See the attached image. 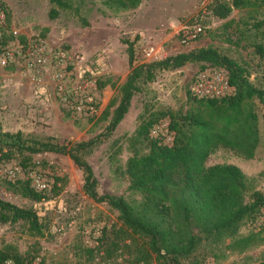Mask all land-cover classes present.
<instances>
[{
  "label": "rangeland",
  "instance_id": "obj_1",
  "mask_svg": "<svg viewBox=\"0 0 264 264\" xmlns=\"http://www.w3.org/2000/svg\"><path fill=\"white\" fill-rule=\"evenodd\" d=\"M68 1L72 8L52 17L54 6L48 0H0L1 51L21 47L25 55L27 48L43 41L51 53L66 54L65 63L59 68L53 63L42 76L27 71L23 56L0 66V135H18L25 144L49 143L67 149L96 138L109 125L128 74L144 62V52L150 47L159 51L157 59L212 47L245 67L254 85L264 87V56L258 52V46L264 48V6L233 9L225 19L208 11L200 18L203 34L183 44L180 30L197 15V0H141L127 10L109 7L105 0ZM131 43L133 62L128 54ZM209 66L199 63L160 71L153 81L140 85L116 129L84 157L99 194L142 202V194L128 190L124 174L129 158L149 151L146 140H136L137 130L161 112L186 114L194 108L190 87L196 74ZM255 112L259 142L254 156L247 158L220 147L209 155L205 166L237 167L245 178L247 196L253 192L264 196V111L257 101ZM168 125V117L160 119L149 138L169 144ZM38 183L45 188L40 189ZM83 183L82 170L68 154L29 153L0 141V199L31 209L45 226L44 236L38 238L21 221L0 223V249L14 247L31 260L29 264H127L121 250L107 259L99 241L103 231L122 227L118 213L94 202L84 193ZM22 184L42 199L23 197L18 192ZM263 213L264 207L256 218L243 221L231 238L202 242L183 264H263L264 230L258 227ZM123 237L125 243L130 242L129 232Z\"/></svg>",
  "mask_w": 264,
  "mask_h": 264
},
{
  "label": "trees",
  "instance_id": "obj_2",
  "mask_svg": "<svg viewBox=\"0 0 264 264\" xmlns=\"http://www.w3.org/2000/svg\"><path fill=\"white\" fill-rule=\"evenodd\" d=\"M141 0H105L117 10L136 8ZM54 6L52 17L59 11L72 8L68 0H48ZM260 8L264 0H232L211 4L209 11L218 19H225L233 9ZM1 51V50H0ZM264 56V48L258 46ZM129 61L135 53L128 44ZM205 63L227 72L233 93L221 99L194 98L195 107L186 114L161 112L143 122L136 140L147 141L149 151L134 155L125 164L128 190L144 196L135 204L122 196L99 194L91 166L84 160L103 139L110 136L123 119L140 85L154 80L157 72L172 71L186 65ZM264 111V87L250 81L248 70L212 47L177 53L164 59L140 63L132 68L120 88V99L105 132L94 139L74 143L69 149L49 143L25 144L18 135H0V141L29 153L59 152L68 154L84 174L83 191L94 202L105 204L118 213L121 228L103 231L99 241L107 259L121 250L127 264H183L193 256L202 242H218L236 235L243 221L256 218L264 207V196L248 188L241 171L232 165L206 167L209 155L217 148L235 150L247 158L254 156L259 135L255 102ZM168 117L172 140L164 144L149 138L157 122ZM264 120V112L262 115ZM18 192L25 198L40 201L42 196L28 184ZM23 222L28 233L41 238L45 226L31 209H24L0 199V223ZM129 232V243L123 235ZM135 238L142 239L138 243ZM29 264L12 246L0 249V264ZM264 264V263H263Z\"/></svg>",
  "mask_w": 264,
  "mask_h": 264
},
{
  "label": "built area",
  "instance_id": "obj_3",
  "mask_svg": "<svg viewBox=\"0 0 264 264\" xmlns=\"http://www.w3.org/2000/svg\"><path fill=\"white\" fill-rule=\"evenodd\" d=\"M198 1V13L195 16L192 23L183 27L181 31V42L188 44L199 38L204 32V26L200 23V18L203 14L209 11L211 4L216 2H231L232 0H197ZM190 25V26H189ZM159 51L150 47L144 52V62L157 60ZM25 58L24 67L28 72L34 76H42L45 69L52 66L54 63L55 68H59L60 64L66 62V54L61 51L53 52L48 49L45 42L39 41L32 47L27 48L24 55V51L21 47L14 49H4L0 52V66L6 67L9 64L16 63L20 57ZM17 58V59H16ZM19 61V60H18ZM234 91V88L229 84L227 72L221 68L209 66L208 68L199 71L190 87L191 95L199 99H221L230 96ZM158 128L155 129L152 134H156ZM169 132V131H168ZM40 189H44L45 185L38 183ZM258 227L260 230H264V213L259 216ZM4 264H11V262H5Z\"/></svg>",
  "mask_w": 264,
  "mask_h": 264
}]
</instances>
